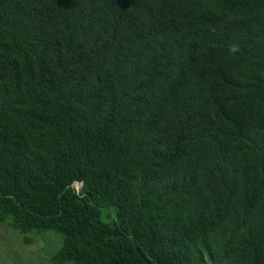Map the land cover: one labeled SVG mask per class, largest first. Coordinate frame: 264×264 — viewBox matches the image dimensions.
I'll return each mask as SVG.
<instances>
[{"label":"trees","instance_id":"1","mask_svg":"<svg viewBox=\"0 0 264 264\" xmlns=\"http://www.w3.org/2000/svg\"><path fill=\"white\" fill-rule=\"evenodd\" d=\"M0 222L48 264H264V0H0Z\"/></svg>","mask_w":264,"mask_h":264},{"label":"rangeland","instance_id":"2","mask_svg":"<svg viewBox=\"0 0 264 264\" xmlns=\"http://www.w3.org/2000/svg\"><path fill=\"white\" fill-rule=\"evenodd\" d=\"M79 187L77 183L72 186L74 191ZM105 215L106 219L113 217L112 212ZM59 244L60 237L51 232L20 235L6 222H0V264H48L49 257Z\"/></svg>","mask_w":264,"mask_h":264}]
</instances>
